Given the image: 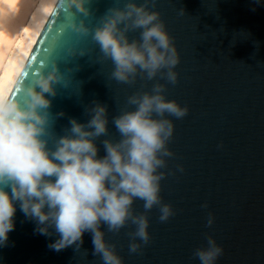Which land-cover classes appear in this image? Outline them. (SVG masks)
I'll return each instance as SVG.
<instances>
[{"label": "water", "instance_id": "95a60500", "mask_svg": "<svg viewBox=\"0 0 264 264\" xmlns=\"http://www.w3.org/2000/svg\"><path fill=\"white\" fill-rule=\"evenodd\" d=\"M113 3L86 0L90 14L85 16L75 0H57L6 104L23 102L25 87L58 65L62 79L51 111L65 115L57 119L56 131L62 132L70 117L87 122L85 108L99 101L107 105L115 140L119 135L111 121L127 97L150 91L156 82L165 84L166 97L188 107L182 119L168 117L174 123L168 145L174 157L161 169L160 196L174 215L161 222L158 207L147 213L150 240L140 253L129 252L130 224L119 233L106 231V239L124 264H199L192 251L206 245L207 235L223 248L216 264H264V0H156L153 10L180 55L174 85L159 74L150 81L138 76L134 85L111 77L112 62L102 56L93 34ZM80 20L91 31L78 32L73 25ZM129 36L138 38L139 30ZM103 139L96 142L100 157ZM133 207L144 212L141 200ZM14 225L7 245H0V264H102L89 232L78 250L72 245L55 251L49 244L57 235L39 234L18 204Z\"/></svg>", "mask_w": 264, "mask_h": 264}, {"label": "clouds", "instance_id": "9594fccd", "mask_svg": "<svg viewBox=\"0 0 264 264\" xmlns=\"http://www.w3.org/2000/svg\"><path fill=\"white\" fill-rule=\"evenodd\" d=\"M75 2L85 16L90 14L86 0ZM155 6L156 0H114L95 27L93 39L112 62L111 77L118 83L134 85L138 76L150 81L158 74L173 85L178 82L174 69L180 55ZM184 13L181 7L180 14ZM73 27L91 31L84 20ZM137 30L139 37L130 38L129 33ZM61 79L56 65L35 85L25 87L23 102L0 105V245H7L14 230L18 204L36 222L39 234L57 235L49 248L61 251L75 245L78 250L89 232L93 254L102 264H124L106 231L119 233L126 225L134 226L128 232L129 252L136 254L150 240L147 213L158 207L161 222L174 215L160 196L165 178L161 169L174 157L168 147L174 123L168 117L182 119L188 107L168 99L166 85L156 82L150 91L129 95L112 118L119 139L109 135L107 105L99 101L85 108L87 122L70 117L58 133L56 121L65 113L53 114L51 98ZM101 137L103 157L98 156L96 143ZM136 200L143 201V213L135 211ZM202 207L207 208V202ZM213 222L209 213L207 226ZM222 254V246L207 235L206 245L193 249L192 258L199 264H216Z\"/></svg>", "mask_w": 264, "mask_h": 264}, {"label": "bare ground", "instance_id": "6f19581e", "mask_svg": "<svg viewBox=\"0 0 264 264\" xmlns=\"http://www.w3.org/2000/svg\"><path fill=\"white\" fill-rule=\"evenodd\" d=\"M57 0H0V105L10 93Z\"/></svg>", "mask_w": 264, "mask_h": 264}]
</instances>
